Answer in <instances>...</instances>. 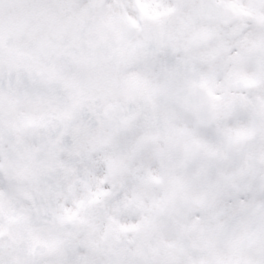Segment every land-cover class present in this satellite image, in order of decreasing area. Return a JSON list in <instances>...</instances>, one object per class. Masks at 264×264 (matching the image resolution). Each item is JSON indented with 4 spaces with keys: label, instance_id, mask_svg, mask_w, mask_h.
<instances>
[{
    "label": "clouds",
    "instance_id": "clouds-1",
    "mask_svg": "<svg viewBox=\"0 0 264 264\" xmlns=\"http://www.w3.org/2000/svg\"><path fill=\"white\" fill-rule=\"evenodd\" d=\"M0 264H264V0H0Z\"/></svg>",
    "mask_w": 264,
    "mask_h": 264
}]
</instances>
